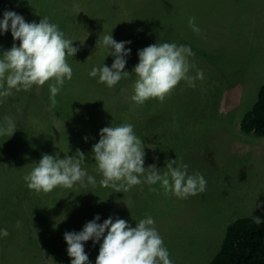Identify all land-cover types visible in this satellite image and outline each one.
<instances>
[{"label": "rangeland", "instance_id": "rangeland-1", "mask_svg": "<svg viewBox=\"0 0 264 264\" xmlns=\"http://www.w3.org/2000/svg\"><path fill=\"white\" fill-rule=\"evenodd\" d=\"M59 4L65 7L64 19H71L58 21L64 25L58 26L59 30L79 49L73 57L67 56L73 75L60 89L69 91L77 82L83 83V89L74 93L79 99L87 94L88 99L100 96L104 100L102 94L106 93L108 106L116 103L114 88L98 83L99 77L87 79L86 74L93 60L96 65L114 61L109 50L97 44L104 35L112 34L117 42H131L125 45L131 52L124 70L133 74V88L138 50L165 42L191 48L194 55L188 57V75L196 77L202 71L203 79H196L195 87L182 80L163 102L147 100L155 103L153 113L142 112L138 105L135 115L137 124H142L136 127V136L154 147L144 149L146 168L155 164L163 174L166 161L177 159L173 167L187 164L189 175H203L206 191L180 199L157 182L115 192L99 184L102 175L99 179L90 174L99 179L95 185L88 183L86 176L84 184L78 182L71 189L23 193L20 178L26 175L24 168L39 161L32 155L36 153L28 140L38 154L40 148L51 149L64 158L78 156L79 150L94 160L91 143L82 148L79 143L95 132H83L89 118L81 120L75 115L77 121L86 124L76 134L77 121L71 119L74 113L64 117L66 120L49 116L51 109L42 101L45 85H34L28 91L13 89L10 96L0 97V126L5 117L16 126L11 137L0 136V207L6 199L15 202L20 198L25 199L26 207L23 216L17 213L13 223L7 221L18 228L14 230L16 239L7 246L8 255L21 264H71L64 233L81 231L96 215L100 216L97 223L112 217L113 222L120 218L132 227L151 216L173 264H208L219 251L227 225L240 217H259L264 240V136L246 135L239 129L242 116L252 108L264 84V0H0V20L5 11H13L28 23L33 22L34 15L39 23L42 17L57 14ZM78 12L84 21H78ZM193 17L199 32L189 26ZM13 43L19 46L10 28L0 34V57ZM57 96L63 101L60 93ZM131 100L128 102H134ZM118 114V126L130 120L123 110ZM90 116L93 123H99V112L92 111ZM104 119L102 128L112 126L110 116ZM96 132L100 133L99 128ZM24 146L27 152L21 149ZM81 167L91 168L84 163ZM102 243L103 237L84 243L89 264H96Z\"/></svg>", "mask_w": 264, "mask_h": 264}, {"label": "clouds", "instance_id": "clouds-1", "mask_svg": "<svg viewBox=\"0 0 264 264\" xmlns=\"http://www.w3.org/2000/svg\"><path fill=\"white\" fill-rule=\"evenodd\" d=\"M189 26L199 32L195 18H190ZM11 30L14 41L10 50L3 52L0 57V97H7L16 91L30 90L34 85H49L52 106L56 104L55 96L65 79H72V68L66 62L67 56H74L79 49L73 47V40L66 39L58 25L50 23L48 17H42L39 23L25 22L24 18L13 12L5 11L0 20V34ZM109 50L114 57L111 67H93L90 77H99L98 83L113 88L129 75L125 71L126 57L131 49L125 48L130 41L117 42L112 34L104 35L97 42ZM194 55L189 46L175 43H154L138 50L139 62L133 68L137 79L134 84V94L131 99L142 105L149 99L163 102L174 88L185 80L189 86L195 87L196 79H203V72L198 71L196 77L188 75L190 64L188 57ZM5 83L7 87L5 88ZM16 126L10 117H5L4 125L0 126V136H12ZM98 143L92 146V156L96 162V171L102 175L99 184L112 188L115 192L129 191L133 186L160 182L166 192H171L177 198L187 199L206 191V180L196 172L189 175L187 164H179L177 159L166 161L167 171L160 174L155 164L144 166L145 147L138 138L131 124L104 127L100 130ZM87 137H85V140ZM78 156L58 158L54 155L43 154L32 170L24 176L27 187L35 193H50L57 187L71 189L78 182L84 184L87 176L88 183L95 185L94 177L88 176L81 165L85 154L77 150ZM143 177V179H141ZM261 205L255 204V207ZM259 225L262 221L254 217ZM100 216L87 222L79 232L66 231L64 240L67 243V253L71 264H89L84 243L93 240L103 243L100 245L96 264H173L170 254L164 246L162 237L154 227L155 221L151 216L141 219L135 227L127 221L109 217L103 223H97ZM19 224V222H18ZM107 230V235L105 231ZM0 235L6 237L8 231L0 230Z\"/></svg>", "mask_w": 264, "mask_h": 264}, {"label": "trees", "instance_id": "trees-1", "mask_svg": "<svg viewBox=\"0 0 264 264\" xmlns=\"http://www.w3.org/2000/svg\"><path fill=\"white\" fill-rule=\"evenodd\" d=\"M22 9V8H21ZM57 14H55L53 17L51 15H48V19L50 23H56L59 27L64 28V25H62L61 22H67L71 19H64L66 15L65 7L58 5V8L56 10ZM68 15V14H67ZM78 21H84L83 15L81 12H78ZM33 22H36L34 19V15H32ZM58 21H61L58 23ZM68 59V57H66ZM113 63V62H112ZM103 62L100 61L99 65L95 64V61L93 60L91 63H88L87 73L88 74L93 67H102ZM108 67H111V63L105 64ZM127 70V68H126ZM129 72V71H128ZM95 78H98L95 77ZM87 79H93V77L87 76ZM133 80V74L131 71L129 72V75L126 78H122L117 85H115L113 88L116 91L117 100L116 103L113 104L114 107L108 106L107 102H105V98L109 97L108 94L104 93L102 96L104 97V100L99 96L95 99H88L89 95L86 94V97H83L84 99H79V96H77L78 91L80 88L83 89V83L78 84L70 89L69 91H64L60 89L59 93L62 95L63 101L58 100V96H55L56 104L53 107L52 102L50 99V88L47 89L50 85L49 82H46L44 85L47 87H44V93L42 95V101H45V105L47 106V109L50 110L49 116L55 117L59 116L61 119L66 120L64 117L69 116V114L74 113V116L71 118L73 120H76V116L82 118H89L88 119V128L87 130L83 131L82 127L86 126V124L83 121H77V129L75 130L76 134H79V132L83 131L86 134L88 132H95L92 136L94 137L95 134H97L96 137H94V140L92 136L87 135V140H84L83 144L81 142L79 143V147H84L88 143H91V146H93L95 143H98L100 139L99 133L96 132V130L99 128V131L102 129L101 125L105 124L106 121L104 117L110 116L111 122L113 123L112 126L116 127L118 126V119L119 114L118 112L123 110V114L130 118V120L124 121V123H130L133 125L134 133L136 135V127L140 126L141 124H137L138 115H135L137 113V107L138 105L135 102H128V100H131L132 95L134 94V88L132 86ZM128 85V86H126ZM126 86V87H125ZM78 88V89H77ZM77 89V93H75V90ZM47 90V91H46ZM69 92H72V96ZM115 94V95H116ZM128 99V100H127ZM132 101V100H131ZM142 112H149L153 113L155 110V103L152 101H145L144 104L140 105ZM78 109H80L79 112ZM92 111H97L100 113L99 117V123H93L91 119H93L91 115ZM130 111V112H129ZM22 112L24 113V108H22ZM135 115V116H134ZM84 123V124H83ZM123 123V122H122ZM123 123V124H124ZM83 124V125H82ZM120 126V125H119ZM239 129L240 132L246 135H253L255 137H263L264 136V84L259 88L258 95L256 102L252 106V108L247 111L241 118L239 123ZM15 137V136H14ZM17 137V136H16ZM92 137V138H91ZM48 143L49 140L47 139ZM29 146L32 149L33 152L36 154H32L36 157V159H41L42 155L45 154V151H49L47 149L40 148V154L36 152V147H34L30 140H28ZM77 145V144H75ZM23 151L27 152L28 149L24 146L21 147ZM4 152H2L3 154ZM27 154H30L28 152ZM49 155L57 156L58 158H61L57 155V153L53 150H51ZM88 160L84 163L85 166H89L91 168L89 169H83L86 171L87 175L90 176V174H96V176L100 175L96 170H91L96 167V163L93 159L85 158ZM39 162V161H38ZM35 165H32L31 163H27L24 172L26 175L32 170V168ZM95 175H92L95 179L99 180ZM20 181L24 183V190L25 194L29 192H34L33 190H30L27 187V184L24 180V176L20 178ZM22 187V186H21ZM18 192V191H17ZM33 199H36V197ZM25 199L20 198L15 202L10 201L9 199H6V202H1L0 207V230L6 229L8 231L7 240L6 237L0 235V247L2 248V251L0 252V264H21L17 258L11 257L8 255L7 246L9 243L13 242L16 237L17 233L14 232L18 231V228L14 227L12 224L8 223L7 221L12 222L11 219L16 217L17 213H23L26 207V203L24 202ZM33 223V222H32ZM16 224V223H15ZM8 255V256H7ZM208 264H264V240L262 235V230L260 226L255 222L254 219L248 218V217H240L232 222H230L225 230L224 238L222 240V243L220 245L219 251L215 254V256L211 259V261Z\"/></svg>", "mask_w": 264, "mask_h": 264}]
</instances>
